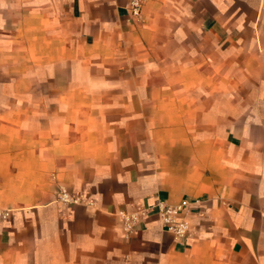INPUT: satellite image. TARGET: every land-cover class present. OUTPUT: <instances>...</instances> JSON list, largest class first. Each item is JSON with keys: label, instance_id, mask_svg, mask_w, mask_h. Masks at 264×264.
I'll use <instances>...</instances> for the list:
<instances>
[{"label": "crops", "instance_id": "obj_1", "mask_svg": "<svg viewBox=\"0 0 264 264\" xmlns=\"http://www.w3.org/2000/svg\"><path fill=\"white\" fill-rule=\"evenodd\" d=\"M0 210V264H264V0H0Z\"/></svg>", "mask_w": 264, "mask_h": 264}, {"label": "built area", "instance_id": "obj_2", "mask_svg": "<svg viewBox=\"0 0 264 264\" xmlns=\"http://www.w3.org/2000/svg\"><path fill=\"white\" fill-rule=\"evenodd\" d=\"M144 3L145 0H127V12L131 20L140 18ZM57 197L63 202L78 201V198L72 197L64 188H59ZM187 204L186 200H181L175 204L157 201L149 207V210L155 211L165 231L171 233L175 238H183L188 232V224L182 218L181 213ZM143 214H145L144 210L136 213L123 211L119 213L121 227L125 234L133 231L135 225L139 222L140 216ZM8 216V210H0V218L5 219Z\"/></svg>", "mask_w": 264, "mask_h": 264}]
</instances>
